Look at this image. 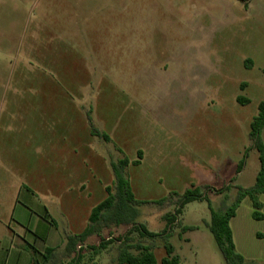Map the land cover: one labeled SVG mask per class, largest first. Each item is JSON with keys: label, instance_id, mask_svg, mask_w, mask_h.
Listing matches in <instances>:
<instances>
[{"label": "rangeland", "instance_id": "1", "mask_svg": "<svg viewBox=\"0 0 264 264\" xmlns=\"http://www.w3.org/2000/svg\"><path fill=\"white\" fill-rule=\"evenodd\" d=\"M38 92L61 94L62 105L70 95L78 127H91L90 115L95 128L112 138H93L90 171L82 164L89 148L78 151L76 184L91 179L100 188V180L116 192L109 163L137 160L142 150L141 165L126 172L137 199L159 200L193 185L230 184L226 195L231 205L237 186H253L260 170L254 149L237 174L253 144L251 124L264 101V0L248 5L242 0H0V110L24 111V94ZM240 96L249 103H239ZM80 137L88 141L78 131ZM42 160L37 148H24L20 179L27 187L19 264H118L116 239L130 225L109 223L73 250L66 239V233L85 228L91 208L107 193L96 189L92 197L84 193L76 202L72 193L59 198L63 188L53 178L52 165ZM226 195L210 193L215 210ZM46 208L58 226L50 223L54 228L43 243L36 236V220ZM137 209L136 221L157 234L167 228L165 216L175 212V206ZM252 213L246 198L239 209L242 236L236 248L246 261L264 264V220ZM178 220L169 226L170 259L226 264L206 224L211 221L207 201L187 204ZM182 226L196 229L180 235ZM132 237L140 239L138 233ZM102 239L108 244L96 250ZM158 241L155 255L163 264L167 252Z\"/></svg>", "mask_w": 264, "mask_h": 264}, {"label": "crops", "instance_id": "2", "mask_svg": "<svg viewBox=\"0 0 264 264\" xmlns=\"http://www.w3.org/2000/svg\"><path fill=\"white\" fill-rule=\"evenodd\" d=\"M23 97L25 102L24 111L23 109L0 110V264H7L9 262L19 264L23 261L24 188L27 186L25 187L24 181L20 178L22 166L24 164V148H37L38 155L43 159L42 164L52 165L54 172L53 178L57 186L63 188L62 193L58 192L59 198L70 197L72 193L74 195L72 199L76 202L78 197L84 193H86L88 197H92L96 193V189H102L107 193L108 197V187H110L109 184L106 185L101 183L100 180V188L98 185H93L91 179L87 182L86 180H81L80 183H75V180L77 181L76 158L78 151L81 148H89V157H85L82 164L89 171L92 170L94 163L90 144H92L94 137L100 139L101 137L93 134L92 127L87 128L85 125L82 126L81 129L78 127L74 114L76 111V104L74 102L72 103L73 99H71V96L69 95V103L63 105L62 95L59 93L55 94V92L47 94L44 92L24 94ZM81 111H83L82 107ZM78 131L88 137V141L85 142V144L82 142L83 137H80V140H78ZM110 142H112V138ZM110 156L112 157L113 154L108 151V158H111ZM97 157L101 163V161H103L101 156ZM144 157L145 154L143 152L139 165H141ZM118 162L119 160L111 161L109 164L112 168V164ZM131 165L133 164H130L127 168ZM13 168L15 169V173H17L15 180H13L12 175ZM91 176H93V174H91ZM236 178L235 179L238 180V177ZM26 190L27 195H31V189L28 187ZM29 198L31 199L32 197L30 196ZM261 201L263 203L262 211H264V196L261 197ZM97 205L91 208L87 223L84 225L85 228L83 227L84 229L80 233H66V239L68 235H79L86 229L89 224L91 213ZM240 208L241 206L239 209ZM239 209L237 210L236 216L230 222L236 247H238L237 240L242 236V221L238 219ZM45 210L46 215L36 220V236L37 238L40 237L39 239H41L43 243L49 240L52 229L58 226L57 219L49 215L47 208ZM67 213L68 212H64V217L67 216ZM51 222L54 223V227L51 226ZM68 226H74L72 218L68 219ZM92 237L93 236L90 238Z\"/></svg>", "mask_w": 264, "mask_h": 264}, {"label": "trees", "instance_id": "3", "mask_svg": "<svg viewBox=\"0 0 264 264\" xmlns=\"http://www.w3.org/2000/svg\"><path fill=\"white\" fill-rule=\"evenodd\" d=\"M242 1L248 5L250 0ZM238 102L245 105L249 103V100L240 96L238 97ZM88 120L91 122L92 132L95 136H99L108 142L111 141V138L106 133L95 128L94 121L90 115ZM263 129L264 101L260 103L258 115L254 117L251 124L249 137L253 144L246 149L244 159L238 166L237 174L243 171L248 154L254 149L259 153L260 171L253 186H237L238 192L231 205L228 202V197L226 195L230 191V185L216 188L205 184L202 186H193V188L186 190L183 194L172 192L168 196L159 200L149 201L137 199L132 191V186L129 177L126 174V169L130 164H140V159L143 156V152L140 151L138 153V160L136 161L131 162L128 158H124L119 160L118 163L112 164L116 192H113L112 189L108 187V197L93 209L86 229L79 235L67 236L69 246L73 250L78 247L79 244L85 243L91 236L100 235L103 227H106L109 223L117 225L127 224L130 225V229L123 236L116 239L117 242H120L119 253L117 256L118 264H158L155 255V248L159 245V238L163 240L167 252V257L163 259V264H178V261L175 258L170 259L173 250L167 240L170 235L169 226H171L172 229L173 224L177 221L179 222L178 217L182 214L183 209L187 204L194 201H207L211 210V221L206 224L214 236L225 263L254 264L253 262L246 261L245 258L238 253L230 222L236 216L237 210L246 198H249L252 202L254 209L252 214L253 217L256 220H264V214L262 212L263 203L261 201V197L264 196ZM236 179L232 180L231 183H234ZM210 193L226 195L218 210H215L212 207V202L209 196ZM145 204L152 206V208L156 207L159 211L175 206V212L171 216H165L167 228L163 233L156 234L150 232L144 224L136 221L135 217L138 215L137 208ZM193 229H196V227L182 226L180 235ZM134 233L139 234V240H134L132 237ZM107 244L106 240L102 239L99 245L95 246V249L105 248ZM46 251L47 254H49L52 250L47 248Z\"/></svg>", "mask_w": 264, "mask_h": 264}]
</instances>
